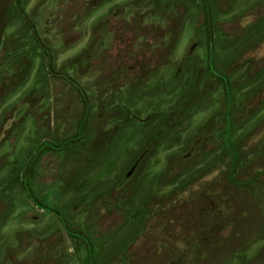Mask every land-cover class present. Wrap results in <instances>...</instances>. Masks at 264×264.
I'll use <instances>...</instances> for the list:
<instances>
[{
	"label": "rangeland",
	"instance_id": "374dc122",
	"mask_svg": "<svg viewBox=\"0 0 264 264\" xmlns=\"http://www.w3.org/2000/svg\"><path fill=\"white\" fill-rule=\"evenodd\" d=\"M212 6L231 134L202 0H0V264H264V0Z\"/></svg>",
	"mask_w": 264,
	"mask_h": 264
},
{
	"label": "trees",
	"instance_id": "16d2710c",
	"mask_svg": "<svg viewBox=\"0 0 264 264\" xmlns=\"http://www.w3.org/2000/svg\"><path fill=\"white\" fill-rule=\"evenodd\" d=\"M203 3V9H204V25H205V33L207 37V73L211 77H217L220 78L223 88L225 91V95L227 98V105L225 106V115L224 119L227 124V134H231L235 130L236 126V119L233 115V104H234V97L231 89V85L229 82V79L222 73H220L217 69V57L214 53V41H215V20H214V14H213V6H212V0H202ZM264 38V37H263ZM262 38V40H263ZM86 107L88 108V103L86 102ZM86 108V110H87ZM85 121V119H83ZM82 128V124L80 129ZM80 134V132L78 133ZM143 150H145V147L137 154V156H141ZM42 153V150H39L33 159L30 161L29 167L25 173V177L23 179L22 185L23 188L28 196V198L34 203L36 206L41 207L40 201L35 197L34 191L32 189L30 180L33 178L34 168L36 163L38 162L40 155ZM62 222L64 223V226L66 227L67 231L70 232V229L67 228V222L63 219ZM87 247L90 252V260L93 259V250L89 249V244L87 242Z\"/></svg>",
	"mask_w": 264,
	"mask_h": 264
}]
</instances>
